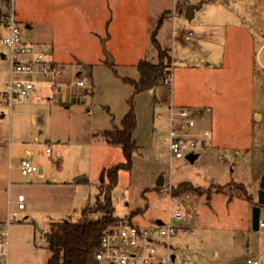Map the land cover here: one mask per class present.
Masks as SVG:
<instances>
[{
    "label": "rangeland",
    "instance_id": "rangeland-1",
    "mask_svg": "<svg viewBox=\"0 0 264 264\" xmlns=\"http://www.w3.org/2000/svg\"><path fill=\"white\" fill-rule=\"evenodd\" d=\"M104 1L97 0L95 6L82 0L13 1L22 38L30 35L35 44L56 48L53 57L64 84L53 87L49 99L45 90L37 89L3 109L0 219L6 217L8 195L14 201L22 194L25 206L9 226L7 264H47L45 234L51 224L77 221L82 209L95 201L100 172L124 161L121 148L105 144L101 134L118 126L128 110L132 86L124 78H138L139 60L158 61L151 41L154 32L173 56L163 59L166 76L174 66L176 95L184 102L173 112L188 110L194 120L188 132H214L220 145L201 140L199 149H184L183 158L170 157L165 141L172 126L165 98L169 83L163 80L151 92L137 93L133 106L139 118L134 130L138 150L132 154L131 168L118 172L111 191L113 212L140 226L160 220L185 229L171 241L177 262L245 264L249 257L264 261V228L253 230L251 224L264 171V64L255 67L248 81L246 67L231 63L221 70L223 81L210 83L205 66L209 45H264V0H190L198 5L190 20L173 0H117L110 7ZM6 10L0 1V12ZM2 25L3 18L0 38L6 34ZM0 51L5 52L4 47ZM262 55L264 60V49ZM185 64L198 68L192 71ZM8 67V59H0V80ZM78 79L82 87L74 84ZM217 85L223 86L222 98L213 96ZM207 102L214 104L215 113ZM248 108L257 109L249 123ZM244 142L250 148L244 149ZM225 147L236 154L223 160L219 154ZM23 159L37 167L30 181L19 170ZM231 181L242 183L245 190L233 184L230 201L213 187L207 190ZM176 205L183 214L178 222L169 218Z\"/></svg>",
    "mask_w": 264,
    "mask_h": 264
},
{
    "label": "built area",
    "instance_id": "built-area-1",
    "mask_svg": "<svg viewBox=\"0 0 264 264\" xmlns=\"http://www.w3.org/2000/svg\"><path fill=\"white\" fill-rule=\"evenodd\" d=\"M9 13L3 20L7 34L0 38V55L8 59L9 76L8 80L0 89V115L10 103L16 99L28 95L36 85L37 79L46 81L50 86L57 87L62 83L59 81L61 75L60 66L53 62L45 51L36 49L33 45L25 42L17 21L15 11L12 7L14 0H6ZM179 7L185 8L190 0H173ZM189 32L184 36L188 40ZM171 76H166L165 84L170 82ZM76 86L84 85L82 80L74 83ZM171 128L166 138L167 150L170 157L180 159L184 157L183 151L199 149L198 139L201 136H210L209 131L200 134H192L188 129L194 126V120L186 109L178 112L171 111L169 116ZM49 151L48 148L45 149ZM193 156V152L188 154ZM233 156L229 150H222L219 157L223 160ZM19 170L26 180H30L31 174L37 171V167L28 160H21ZM16 209L9 208L11 201H8L6 217L0 219V264H7L9 226L18 211L24 208V196L18 194L14 201ZM170 220L178 222L183 218L182 211L178 205L170 212ZM259 228H264V222L259 220ZM185 233L186 230L178 228L171 222L156 221L146 226L132 223L118 224L107 228L101 235L98 248L93 255L94 264H191L188 260L177 262L172 239L178 232ZM245 264H264V261L249 257Z\"/></svg>",
    "mask_w": 264,
    "mask_h": 264
},
{
    "label": "trees",
    "instance_id": "trees-1",
    "mask_svg": "<svg viewBox=\"0 0 264 264\" xmlns=\"http://www.w3.org/2000/svg\"><path fill=\"white\" fill-rule=\"evenodd\" d=\"M0 1L7 8L6 13L0 12V20L1 18L4 20L9 13V7L6 0ZM151 41L157 51L158 61L151 63L140 60L136 65L138 78H124L132 86V93L128 100V110L121 118L118 126L112 125L110 129L104 130L101 134L107 144L117 145L121 148L124 161L101 171L95 201L93 204H87L82 209L81 217L77 221H62L51 224L49 233L56 240V243H48L50 257L47 264H94L93 255L98 248L102 233L109 227L130 223L128 219H120L114 214L111 191L117 184L119 170H129L131 168L132 154L138 150V145L132 136L137 122L133 106L134 96L160 84L165 79L166 74H169L163 62V59L169 60L168 50L163 48L156 40L155 32L151 36ZM83 180L85 178L81 181ZM233 184L236 189L239 187L245 190L242 183L232 181L224 185L219 184L216 187L210 186L207 190L209 192L213 187V192L227 194L230 201ZM242 197H245L244 193Z\"/></svg>",
    "mask_w": 264,
    "mask_h": 264
},
{
    "label": "crops",
    "instance_id": "crops-1",
    "mask_svg": "<svg viewBox=\"0 0 264 264\" xmlns=\"http://www.w3.org/2000/svg\"><path fill=\"white\" fill-rule=\"evenodd\" d=\"M97 0H82V2H84V4H88V2H92V5L95 6V3H96ZM107 1V4L108 7L110 6H113V3L116 2L117 0H105L104 2L106 3ZM157 1V0H156ZM104 3V5H105ZM111 3V4H110ZM189 5H195V4H188L185 9H184V13H185V10L186 8L189 6ZM177 7V6H176ZM104 19V18H103ZM18 21V20H17ZM109 20H105L104 23L105 25H109L110 23L113 22V18H111L109 24H107ZM2 27L4 28L6 34H7V31H6V28L4 27V25H2ZM26 27L27 28H30L28 22L26 23ZM5 34V35H6ZM29 39V40H28ZM24 40V39H23ZM25 42L33 45L36 49H39L41 51H45L49 58L55 62L56 60L54 59L53 55H54V49H56L54 47V45H47V46H44V45H38V44H35L32 39H31V36L29 35V37L24 40ZM29 41V42H28ZM57 46V45H55ZM210 47V51L207 50V53L205 54V57L207 59V62H206V70H207V74H208V82H218V80L220 81H223L224 78L222 76V72L221 70H223V68H225L227 65H231L232 64H237V65H240V66H245L246 69H245V72L243 75H247L246 79L248 81H251V77L252 75L254 74L255 72V67H261L263 66L264 64V60H263V55H262V50L264 49V45H209ZM73 57H75L76 59H78V56H75V55H71ZM171 56V55H170ZM172 60H173V56H171ZM140 61V60H139ZM138 61V62H139ZM137 62V63H138ZM58 64V63H57ZM59 65V64H58ZM184 68H192L190 70L193 71V68H198V66H196L195 64H185L183 65ZM174 66H172V69H171V73H170V76H171V79H170V82H169V93H168V96L165 97L166 98V108L167 110L169 111V116H170V113L171 111H173V108L177 107L176 105H183V101L181 99H179L176 95V89H177V86L179 87L178 83L175 85L174 87V84H173V81H174ZM213 74H216L213 75ZM8 76H9V67H8V71H7V75H5V78L0 80V89H2V87L4 86V83L8 80ZM190 76V75H189ZM249 77V78H248ZM129 78H132V77H129ZM192 78V77H191ZM136 79V78H134ZM64 84V83H62ZM159 85V84H158ZM156 85L152 86L150 89H148L147 91L148 92H151L154 88H155ZM41 90V91H46L45 93H47V97L49 99V93H52L53 92V87L50 86L46 81L42 80V79H37L36 81V85H35V88L32 90L33 92L36 91V90ZM221 92H220V91ZM187 91V89H186ZM212 92H213V96L214 97H218V98H222L223 97V86H220L218 87L217 86H214L212 88ZM211 97L210 96V100H211ZM221 100V99H220ZM207 108H210L211 109V114L212 112L214 111L213 110V106L214 104L212 102H207ZM249 109V108H248ZM246 110V115H247V122H252V117L253 115L256 116V110L257 109H249V110ZM3 111V110H2ZM210 111V110H209ZM215 113V111H214ZM217 114V113H216ZM4 117V114H1L0 115V119H2ZM216 119V118H215ZM136 120H139L138 118V115H137V119ZM209 120L212 121V118L209 117ZM217 120V119H216ZM136 126H137V122H136ZM136 130V128H135ZM204 131H208V130H204ZM203 131V132H204ZM200 132V130H199ZM198 131L196 132H192V134H200L202 132L199 133ZM211 133V131H209ZM133 139L135 140V137H134V132H133ZM209 137V136H208ZM210 137H212L210 140H207V139H203L204 141H206V143L210 146H213V147H219L220 144H218L219 140L217 139V137L214 135V132H213V135L211 136L210 134ZM209 137V138H210ZM166 138L167 136L165 137V141H166ZM136 142V140H135ZM105 144H107L105 142ZM109 145V144H108ZM224 144H221V146H223ZM228 145V144H227ZM157 147V146H156ZM244 147V149H248L250 148V144L249 142H244V145L242 146ZM221 149V148H220ZM229 150V148H224V149H221L222 150ZM27 153H29V151H26ZM233 153L236 154L235 151H232ZM38 172L40 174L43 173V170L41 168H39ZM101 173V172H100ZM100 175V174H99ZM85 176L82 175V177L80 178L81 180L84 179ZM31 179V178H30ZM27 181H30V180H27ZM53 181H56V179L54 178ZM7 193L9 194V190H7ZM20 194V193H19ZM7 204H8V201H11L12 203H14L13 200H11L9 198V195L7 197ZM9 206V205H8ZM8 208V207H7ZM10 208V206H9ZM25 209V206L23 209H21L20 211H23Z\"/></svg>",
    "mask_w": 264,
    "mask_h": 264
},
{
    "label": "water",
    "instance_id": "water-1",
    "mask_svg": "<svg viewBox=\"0 0 264 264\" xmlns=\"http://www.w3.org/2000/svg\"><path fill=\"white\" fill-rule=\"evenodd\" d=\"M198 5H189L185 10V17L190 20L193 17V10L197 9ZM3 55H0V59H3ZM192 156L188 157L189 161H192ZM264 203V171L260 176L259 185L257 190V203L256 205L252 206V229L258 230L259 229V220H260V205ZM46 241L48 243L53 242L56 243V240L52 238L50 233L45 234Z\"/></svg>",
    "mask_w": 264,
    "mask_h": 264
}]
</instances>
